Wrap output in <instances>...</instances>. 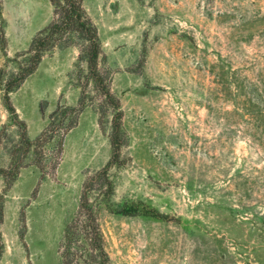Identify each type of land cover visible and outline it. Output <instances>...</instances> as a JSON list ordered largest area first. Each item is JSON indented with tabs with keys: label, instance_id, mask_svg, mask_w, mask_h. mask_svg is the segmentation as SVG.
Segmentation results:
<instances>
[{
	"label": "rangeland",
	"instance_id": "obj_1",
	"mask_svg": "<svg viewBox=\"0 0 264 264\" xmlns=\"http://www.w3.org/2000/svg\"><path fill=\"white\" fill-rule=\"evenodd\" d=\"M81 3L101 43L102 84L122 112L109 199L164 216H123L95 204L108 264H259L263 252L250 249L259 238L255 216L264 220V119L240 85L264 90V0ZM53 11L49 0H0V78L15 72ZM82 44L76 34L61 37L9 93L29 139L54 110L56 123L64 115L66 124L74 115L66 108H81L60 153L55 128L41 157L31 149L4 192L0 264H61L60 241L83 182L110 158L112 113ZM21 129L3 105L0 82V167L19 149Z\"/></svg>",
	"mask_w": 264,
	"mask_h": 264
},
{
	"label": "trees",
	"instance_id": "obj_2",
	"mask_svg": "<svg viewBox=\"0 0 264 264\" xmlns=\"http://www.w3.org/2000/svg\"><path fill=\"white\" fill-rule=\"evenodd\" d=\"M54 6L53 18L43 29L39 30L32 38L28 51L22 62H18L15 72L7 78H0L2 85V101L5 109L22 129L19 134V149L10 154V162L7 167H0V177L3 181V189L0 192V225L3 220V196L15 180L19 169L23 167L25 159L32 149L36 157L42 155V147L49 139L53 138L56 129H61L57 134L55 148L60 153L63 134L73 127L80 107H68L66 111L74 112V115L66 124L63 116L56 123L58 115L57 109L50 114L48 125L34 139H29L25 124L18 120L14 106L12 105L9 93L16 89L20 83L32 74L40 63L45 52L56 46L61 37L78 35L83 41L81 52L86 63L89 76L96 84L97 90L102 95V104L111 109V128L109 135L111 155L108 162L92 175L85 178L75 214L64 228L60 241V260L61 264H108L109 256L105 250L104 237L96 216L95 204L100 202L105 204L110 212L123 216H148L154 219L163 220L164 216L154 208L144 205L137 201H124L120 204H113L110 197L113 194V182L108 174L110 168L120 165V150L123 145L121 136V118L117 98L110 90L102 84L101 75L97 68L98 59L101 55V43L96 27L87 17L82 6L81 0H49ZM246 100L256 108L258 116L264 119V90L253 83L240 85ZM264 88V83H263ZM35 164L41 169L39 161ZM91 193H96L95 201L91 199ZM260 223L255 224L254 228L258 232V240L251 245V251L256 256L264 255V220L261 214L255 216ZM243 246L241 242L238 243ZM3 240L0 231V257L3 252ZM250 247V246H249ZM259 264H264V258H258Z\"/></svg>",
	"mask_w": 264,
	"mask_h": 264
}]
</instances>
